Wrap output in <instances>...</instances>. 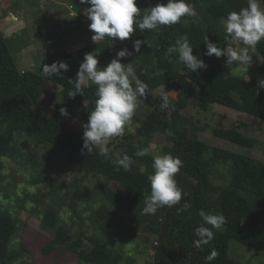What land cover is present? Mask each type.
Wrapping results in <instances>:
<instances>
[{
    "label": "trees",
    "instance_id": "trees-1",
    "mask_svg": "<svg viewBox=\"0 0 264 264\" xmlns=\"http://www.w3.org/2000/svg\"><path fill=\"white\" fill-rule=\"evenodd\" d=\"M168 0H137L141 9L144 3L150 8ZM195 7V16L182 17L180 22L170 26H160L158 30H137L126 41L105 38L91 46L71 54L67 50L72 35H80L84 29V12L72 26L68 34L56 37V49L45 58L37 71L21 72L15 60L9 40L0 24V181L5 168V160L13 156L15 137L25 133L35 142L36 147H44L42 160L53 164L58 157H64L70 165H76L86 175H98L111 183H98L97 198L106 202L102 205L93 198L86 204L94 214L89 225L99 232L101 237L89 234L83 227L71 228L59 215L46 210L43 226L52 237L42 252L49 255L61 247L68 248L80 264H121V255H112L103 246L105 238L116 231L126 238H131L138 227L146 225L153 234V256L144 264H205V257L213 249L218 256L211 264H264V162L217 146H211L199 138V128H186L183 125V111L187 108V98H195L201 109L207 111L213 105H219L234 111L246 113L264 120V89L258 87L257 78L247 80L245 75L236 76L223 66L227 56L209 57L205 45L209 41L219 47L227 48L233 38L228 37L224 20L230 12H239L248 6V0H187ZM83 11L90 7L81 4ZM264 6V0L261 3ZM150 10V9H149ZM35 24L40 30L47 27L50 16L39 10ZM146 12H141L142 18ZM187 36L193 46V55L203 59L207 68L201 73L182 74L177 70L178 54L166 57L169 46L175 44L178 37ZM147 40L139 53L135 52V40ZM127 48L133 54L137 67L135 74L147 83L151 92L157 89L174 91L176 100L167 109L160 104L144 119L132 118L131 125L136 127L134 134L123 137L127 142L115 147L122 157L124 154L133 159L130 170H117L112 163L117 159L115 150L109 157L98 154H82L84 128L80 131L69 130L66 119L75 113L84 112L88 120L94 109L95 87L84 90L83 95L70 97L69 91L74 85L69 79H76L80 64L86 53L96 51L99 62L110 60L117 53ZM262 58L259 73L264 74V39L254 48ZM66 62L68 71L45 76L42 69L45 64ZM231 74V75H230ZM198 94L193 96V88ZM54 90V103L50 112L40 107L44 96ZM66 108L68 116L61 115L60 109ZM170 134L172 144L162 149V155L170 153L178 156L183 164L175 179L178 186L186 193L179 204L159 208L155 215H145L142 210L144 201L151 194L148 177L154 173L153 155L149 151L144 157L135 153L148 148L145 139L155 134ZM218 138L233 144L254 149L256 139L240 131V126L216 131ZM136 142V143H135ZM218 166H227L229 178L220 185H215L214 178ZM53 185V181L44 173L32 178V185ZM190 207L185 211L183 205ZM203 210L207 214H222L226 217L225 225L213 229L214 239L203 248L194 246L198 239L195 229L204 223L200 216ZM128 213L125 220L122 213ZM78 215V213H76ZM81 222L86 220L81 217ZM211 227L210 225H205ZM17 233L13 214L0 209V264H14L22 254L12 249ZM231 242L240 246L231 249ZM90 245L88 247L87 245ZM21 249L25 251L23 245ZM242 252H246L249 263H245ZM242 256V257H241Z\"/></svg>",
    "mask_w": 264,
    "mask_h": 264
},
{
    "label": "rangeland",
    "instance_id": "rangeland-1",
    "mask_svg": "<svg viewBox=\"0 0 264 264\" xmlns=\"http://www.w3.org/2000/svg\"><path fill=\"white\" fill-rule=\"evenodd\" d=\"M36 1L0 0V24L9 40V45L21 72L37 71L42 61L56 49L57 35L68 34L69 26H72L73 22L78 20L84 12L78 0H40V6L43 5L42 9H38L39 5L37 7ZM261 7L264 6L261 4ZM147 9H150V6L144 3L141 10ZM39 10L50 16V20L45 25L47 27H44L43 30H40L35 24L36 14ZM15 11L20 14L19 20L22 21V24L17 26L19 28L17 30L14 29V24L17 23H11ZM90 23V20L85 19V27L80 35H72L73 41H68L67 45L69 53L74 54L95 44L92 39L94 33L89 30ZM243 47L245 46L242 42L232 39L227 48L239 51ZM248 55L247 63L228 64L227 57L223 66L236 76L245 75L247 80L255 77L258 82L264 80V74L259 73L261 55L254 48L249 49ZM114 58L116 55L108 61L99 62L98 67L107 66ZM122 63H131L130 66L134 71L136 70L137 64L131 56L123 58ZM176 67L182 74H187L190 71L185 68L182 61H178ZM203 71L204 69H199L196 72L202 73ZM193 90V96L197 95V88L194 87ZM53 92L54 90L51 88L50 94L43 97L40 105L47 112H50L54 103ZM163 92V89H157L151 92V95L149 94L145 100H139L133 118L144 119L156 105L160 104ZM168 96L169 105H171L175 102L177 95L174 91H169ZM186 100L187 108L182 113V123L188 129L199 128L200 140L208 145L264 162V120L219 105H213L205 111L197 104L194 97ZM87 122L82 111L67 118L65 125L69 130L80 131ZM135 124L126 126L124 135L134 134L140 123L137 121ZM238 126H240L241 132L256 139L257 146L254 149L233 144L216 136V131L222 128L231 129ZM145 141L153 156L162 155L163 147L172 144L171 135L168 133L148 136ZM125 142L127 140L124 137H114L108 147L110 150H115V155L119 157L120 154L115 147ZM44 151V147L35 146V142L28 134L19 133L15 137L13 156L5 160V168L0 181V209L13 214L16 222L17 233L11 246L14 251L20 252L22 255L17 258L14 264H80L76 256L66 247H61L49 255L42 252L44 245L52 240L51 235L43 226L44 214L48 209L55 211L62 221L71 228L83 227L89 234L100 238V233L89 225L95 216L86 207V204L90 198H93L94 201L97 200L98 206L105 204L102 197L101 201L97 198V195H100L98 194V183L107 185H111V183L98 175L86 176L78 166L68 164L64 157L56 158L53 164H46L42 160ZM42 172L53 181L52 186L47 184L32 185V178L39 177ZM228 178V167L218 166L214 178L215 185L222 184ZM127 215V212L122 213L125 220H129ZM81 217L86 220L85 224L81 222ZM102 241L103 246L110 254L122 256L121 264H144L153 256L151 246L155 238L146 225L138 227L129 239L116 231ZM21 245L24 246L25 251L21 249ZM87 246L90 247L89 244ZM234 246L245 248L236 242H231V249ZM242 254L244 262L249 263L246 252H242Z\"/></svg>",
    "mask_w": 264,
    "mask_h": 264
},
{
    "label": "clouds",
    "instance_id": "clouds-1",
    "mask_svg": "<svg viewBox=\"0 0 264 264\" xmlns=\"http://www.w3.org/2000/svg\"><path fill=\"white\" fill-rule=\"evenodd\" d=\"M81 4L90 5L84 10L87 19L91 21L89 30L94 33L93 41L104 40L106 37L121 42L130 39L137 30H158L160 26L175 25L182 17L195 16L196 10L187 0H168L167 4L159 3L150 10H141L137 6V0H80ZM262 0H248V6L239 12H230L224 20V27L228 37L242 42L245 46L239 51L232 48L219 47L217 43L206 39L207 56L215 55L217 58L227 56V63H247L249 61V49L255 48L264 39V7H261ZM141 12H146L142 18ZM151 47L147 40H135L133 47L139 53L143 45ZM133 53L127 48L120 50L116 58L112 59L107 66L98 67L99 59L96 51L86 53L76 79H69L74 85V90L69 91L70 97L83 95L85 89L95 87V106L83 125V146L82 154H98L108 158L110 141L114 137L122 138L126 126H130L132 118L138 107L139 100H145L151 95L146 82L142 81L130 66L124 64L122 59L131 56ZM178 54L185 68L196 72L199 69H206L207 65L203 59L193 55V46L188 37L181 36L175 44L166 49V57ZM69 65L66 62H55L52 65L45 64L42 74L45 76L59 75L61 70L68 71ZM259 88H264V80L258 82ZM160 108L169 107L168 91L160 97ZM61 115L68 116L66 108L60 109ZM149 153L148 148H143L135 153L136 157H144ZM112 163L119 171L123 168L130 170L133 159L124 154L114 159ZM182 160L170 153L156 155L153 157L154 173L148 179L151 185V194L144 201L145 207L142 212L145 215H155L159 208L172 207L180 203L182 196H186L178 186L175 176L182 167ZM190 207L185 203L182 210ZM204 223L195 229V235L199 237L194 241V246L203 248L214 239L213 229H220L226 223V217L222 214H207L200 211ZM205 225H210L207 227ZM218 252L213 249L205 257V264H211L216 259Z\"/></svg>",
    "mask_w": 264,
    "mask_h": 264
},
{
    "label": "crops",
    "instance_id": "crops-1",
    "mask_svg": "<svg viewBox=\"0 0 264 264\" xmlns=\"http://www.w3.org/2000/svg\"><path fill=\"white\" fill-rule=\"evenodd\" d=\"M38 1V2H37ZM36 1V3H37V7H38V5H39V7H38V9H42L43 8V5H41L40 6V3H39V1L40 0H37ZM24 2V1H23ZM53 14V13H52ZM55 14H56V12H55ZM57 15V14H56ZM20 16V14H18L17 13V11H15L14 12V17L13 18H11V23H17V24H14V29L15 30H17V29H19V28H17V26L22 22L21 20H19V17ZM47 16H49V15H47ZM22 24V23H21ZM15 25H16V27H15Z\"/></svg>",
    "mask_w": 264,
    "mask_h": 264
}]
</instances>
